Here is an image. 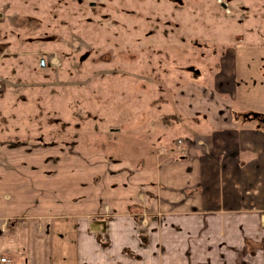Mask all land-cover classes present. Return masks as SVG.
<instances>
[{
    "label": "rangeland",
    "instance_id": "374dc122",
    "mask_svg": "<svg viewBox=\"0 0 264 264\" xmlns=\"http://www.w3.org/2000/svg\"><path fill=\"white\" fill-rule=\"evenodd\" d=\"M229 96L238 119L264 114V0H0V148L17 156L81 138L180 153L206 136L184 111L220 120Z\"/></svg>",
    "mask_w": 264,
    "mask_h": 264
},
{
    "label": "crops",
    "instance_id": "0c3cea01",
    "mask_svg": "<svg viewBox=\"0 0 264 264\" xmlns=\"http://www.w3.org/2000/svg\"><path fill=\"white\" fill-rule=\"evenodd\" d=\"M230 97L220 120L208 107L184 111L202 117L206 136L176 154L160 140L164 157L128 156L127 144L124 155L99 150L83 138L40 150L30 142L28 156L0 148V256L8 264H264V128L238 119Z\"/></svg>",
    "mask_w": 264,
    "mask_h": 264
},
{
    "label": "trees",
    "instance_id": "16d2710c",
    "mask_svg": "<svg viewBox=\"0 0 264 264\" xmlns=\"http://www.w3.org/2000/svg\"><path fill=\"white\" fill-rule=\"evenodd\" d=\"M253 113H248V114H246V115H244V117H245V119L246 120H248V121H254V120H257V121H260V119H262V118H264V114H258L256 117H253V115H252ZM260 119H259V118ZM88 144L92 147V148H95V149H99V150H108V149H106V147L105 146H98V142H96L95 144L94 143H90V142H88ZM110 148H112V147H110ZM109 148V149H110ZM135 149V148H134ZM168 149H170V148H168ZM178 161L180 160V159H177Z\"/></svg>",
    "mask_w": 264,
    "mask_h": 264
},
{
    "label": "water",
    "instance_id": "95a60500",
    "mask_svg": "<svg viewBox=\"0 0 264 264\" xmlns=\"http://www.w3.org/2000/svg\"><path fill=\"white\" fill-rule=\"evenodd\" d=\"M224 5H222V7H223ZM40 65L42 66L43 65V59H41V61H40ZM188 70L189 71H191V72H194L196 75H198L200 72H199V70H197V69H195L194 67H189L188 68ZM253 117H256V115H253Z\"/></svg>",
    "mask_w": 264,
    "mask_h": 264
},
{
    "label": "built area",
    "instance_id": "2783aa9c",
    "mask_svg": "<svg viewBox=\"0 0 264 264\" xmlns=\"http://www.w3.org/2000/svg\"><path fill=\"white\" fill-rule=\"evenodd\" d=\"M9 260L4 257V256H0V264H8Z\"/></svg>",
    "mask_w": 264,
    "mask_h": 264
},
{
    "label": "flooded vegetation",
    "instance_id": "af4514ba",
    "mask_svg": "<svg viewBox=\"0 0 264 264\" xmlns=\"http://www.w3.org/2000/svg\"><path fill=\"white\" fill-rule=\"evenodd\" d=\"M221 5H222V4H221ZM223 5H224V4H223ZM190 67H191V66H190ZM192 67H193V66H192ZM246 114H248V113H246ZM258 114H260V113H257V114H256V113H255V114L253 113L252 115H256V116H257ZM258 118H259V117H258ZM259 119H260V118H259ZM258 122H260L261 124H264V118L260 119V121H258Z\"/></svg>",
    "mask_w": 264,
    "mask_h": 264
}]
</instances>
